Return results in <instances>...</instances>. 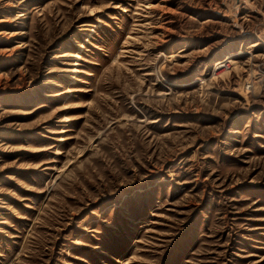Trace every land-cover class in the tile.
Masks as SVG:
<instances>
[{"label": "rangeland", "instance_id": "1", "mask_svg": "<svg viewBox=\"0 0 264 264\" xmlns=\"http://www.w3.org/2000/svg\"><path fill=\"white\" fill-rule=\"evenodd\" d=\"M0 264H264V0H0Z\"/></svg>", "mask_w": 264, "mask_h": 264}]
</instances>
